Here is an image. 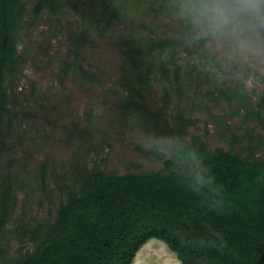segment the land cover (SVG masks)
Returning a JSON list of instances; mask_svg holds the SVG:
<instances>
[{
	"label": "trees",
	"instance_id": "obj_1",
	"mask_svg": "<svg viewBox=\"0 0 264 264\" xmlns=\"http://www.w3.org/2000/svg\"><path fill=\"white\" fill-rule=\"evenodd\" d=\"M32 1L33 6L27 0H0V264H133L152 238L164 241L182 264H264V157L251 143L241 150L210 149L201 136L189 137L191 120L183 114L164 119L162 110L152 112L137 101L149 90L155 71L179 84L184 60L217 61L204 48L207 37L195 21L199 16L189 11L212 0H100L98 8L82 13V27L70 37L77 50L93 42L94 29L107 31L121 16L128 20L137 2L154 16H179L169 34L150 26L147 35L133 32L121 44L126 69L120 79L128 91L123 113L139 114L148 133L154 129L163 136L153 150L163 168L121 174L78 162L75 189L53 217L34 224L23 211L10 228L24 185L13 137L31 116L9 90L22 72L20 29L29 14L36 19L64 8L63 0ZM249 3L252 14L242 23L264 34V0ZM201 20L208 37H229L221 26ZM263 109L264 95L256 113ZM41 178L45 182L46 164ZM13 233L20 244L16 256L10 252Z\"/></svg>",
	"mask_w": 264,
	"mask_h": 264
},
{
	"label": "rangeland",
	"instance_id": "obj_2",
	"mask_svg": "<svg viewBox=\"0 0 264 264\" xmlns=\"http://www.w3.org/2000/svg\"><path fill=\"white\" fill-rule=\"evenodd\" d=\"M27 1L33 6L32 0ZM63 3L60 14L46 11L36 19L29 14L20 29L22 72L9 90L31 116L13 137V156L24 185L18 190V207L10 228L23 211L35 219L34 224L53 217L75 189L73 176L78 162L87 169L99 166L121 174L163 168L153 152L163 136L154 129L148 133L139 114L123 113L128 91L120 79L126 69L121 44L133 32L147 35L150 26L169 34L179 16H154L137 2L130 8L128 20L121 16L107 31L94 29L93 42L77 50L70 37L82 27V13L98 8L100 0ZM195 21L207 37L204 48L217 61L206 57L184 60L179 84L171 75L155 71L149 90L137 101L152 112L162 110L164 119L183 114L191 120L189 137L201 136L210 149L241 150L251 143L262 158L264 109L256 112L264 95V34L244 23H234L220 27L229 37L220 33L208 37L201 18ZM163 151L171 157L170 150ZM45 164L46 180L42 182ZM31 245L25 244L27 248ZM19 246L17 235L11 234L10 252L14 256ZM133 264L182 262L164 241L152 238Z\"/></svg>",
	"mask_w": 264,
	"mask_h": 264
},
{
	"label": "clouds",
	"instance_id": "obj_3",
	"mask_svg": "<svg viewBox=\"0 0 264 264\" xmlns=\"http://www.w3.org/2000/svg\"><path fill=\"white\" fill-rule=\"evenodd\" d=\"M213 27L242 23V17L252 14L249 0H212L199 8L189 9Z\"/></svg>",
	"mask_w": 264,
	"mask_h": 264
}]
</instances>
